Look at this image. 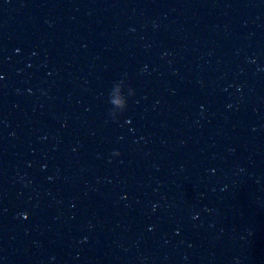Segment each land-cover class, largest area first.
I'll list each match as a JSON object with an SVG mask.
<instances>
[{
    "label": "water",
    "instance_id": "water-1",
    "mask_svg": "<svg viewBox=\"0 0 264 264\" xmlns=\"http://www.w3.org/2000/svg\"><path fill=\"white\" fill-rule=\"evenodd\" d=\"M0 264H264V0H0Z\"/></svg>",
    "mask_w": 264,
    "mask_h": 264
}]
</instances>
